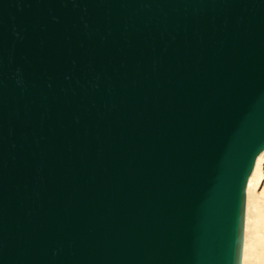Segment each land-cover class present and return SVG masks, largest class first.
<instances>
[{
	"label": "water",
	"instance_id": "water-1",
	"mask_svg": "<svg viewBox=\"0 0 264 264\" xmlns=\"http://www.w3.org/2000/svg\"><path fill=\"white\" fill-rule=\"evenodd\" d=\"M264 153V0H0V264H243Z\"/></svg>",
	"mask_w": 264,
	"mask_h": 264
},
{
	"label": "rangeland",
	"instance_id": "rangeland-1",
	"mask_svg": "<svg viewBox=\"0 0 264 264\" xmlns=\"http://www.w3.org/2000/svg\"><path fill=\"white\" fill-rule=\"evenodd\" d=\"M258 172L254 188L251 190L249 197L252 207L250 208L251 210H248L250 215L249 222H251L249 223L251 226H249L248 233L249 238H253V240L250 241V248L248 247L247 250L249 254L247 253L244 264H264V161ZM255 231L258 232L256 233Z\"/></svg>",
	"mask_w": 264,
	"mask_h": 264
},
{
	"label": "bare ground",
	"instance_id": "bare-ground-1",
	"mask_svg": "<svg viewBox=\"0 0 264 264\" xmlns=\"http://www.w3.org/2000/svg\"><path fill=\"white\" fill-rule=\"evenodd\" d=\"M263 161H264V153L259 157V159H258V162H257V166H256V168H255V171H254V173H253V175H252V177H251V179H250V182H249V187H248V198L250 197V192H251V190H253V186H254V184H255V182H256V177H257V173H259L258 172V170L260 169V166H261V164L263 163ZM254 192V191H253ZM255 198V197H254ZM252 201V200H251ZM252 206L250 205V198H249V201H248V207H247V223H246V235H245V249H244V260H243V264H244V261H246V255H247V250H248V247L250 248V241H252L253 240V238L252 239H250L249 238V233H248V230H249V226H251L249 223H251V222H249V212H248V210H251L250 208H251ZM255 224V223H254ZM252 230V229H251ZM254 232V231H253ZM256 232V231H255ZM258 232V231H257ZM256 232V233H257ZM250 236H251V234H250ZM253 244H255V243H253ZM258 245V244H257ZM255 247V246H254ZM246 253V254H245ZM256 253V252H255ZM249 254V253H248ZM252 255V254H251ZM250 256V255H249ZM260 258V257H259ZM252 261V260H251Z\"/></svg>",
	"mask_w": 264,
	"mask_h": 264
}]
</instances>
